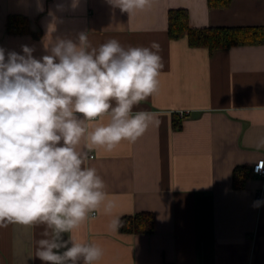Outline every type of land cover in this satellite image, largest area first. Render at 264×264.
Here are the masks:
<instances>
[{"label":"crops","instance_id":"1","mask_svg":"<svg viewBox=\"0 0 264 264\" xmlns=\"http://www.w3.org/2000/svg\"><path fill=\"white\" fill-rule=\"evenodd\" d=\"M42 3L40 12L36 0H0L6 53L22 54L28 45L36 58L48 54L51 10L59 17L53 35L76 39L87 32L93 46L109 39L125 47L155 41L163 59L159 91L133 110L157 114L145 135L111 152L97 147L89 153L116 205L75 233L104 249L98 264H264V177L253 173L264 160V148L255 147L264 137V44L210 51L168 35L173 9L187 10L192 28L264 27V0H232L227 8H212L208 0H153L131 16L109 0H79L75 10L68 7L71 0ZM10 15L26 17L31 32L9 34ZM98 122L106 124L108 117ZM238 167L251 171L243 188L233 186ZM146 212L154 216L153 233L110 232L114 217ZM43 231L0 228V264H43L35 257Z\"/></svg>","mask_w":264,"mask_h":264},{"label":"clouds","instance_id":"2","mask_svg":"<svg viewBox=\"0 0 264 264\" xmlns=\"http://www.w3.org/2000/svg\"><path fill=\"white\" fill-rule=\"evenodd\" d=\"M109 3L131 16L153 0ZM78 5L71 0L68 7ZM36 7L44 11L42 0ZM49 16L48 54L36 58L28 45L22 54L0 47V228L43 226L35 253L43 264H98L104 249L75 233L116 205L89 153L111 152L145 135L157 114L133 110L159 91L164 64L155 41L125 47L109 39L93 46L87 32L76 39L53 35L59 17L51 10ZM105 116L106 124L98 122ZM255 147L264 148V137ZM262 166L258 161L257 170ZM122 226L119 216L108 225L110 232Z\"/></svg>","mask_w":264,"mask_h":264},{"label":"trees","instance_id":"3","mask_svg":"<svg viewBox=\"0 0 264 264\" xmlns=\"http://www.w3.org/2000/svg\"><path fill=\"white\" fill-rule=\"evenodd\" d=\"M231 2L232 0H208L212 8H227ZM7 32L12 35L30 33L28 19L19 15H10L7 20ZM168 35L174 40L187 37L192 48H207L210 51L264 44V27L192 28L189 23V13L185 9L169 11ZM178 127L179 123L175 122L174 128ZM250 176L249 168H236L233 176L234 188H243ZM120 219L123 224L119 228L121 233L151 234L154 232L155 224L152 213H139Z\"/></svg>","mask_w":264,"mask_h":264},{"label":"built area","instance_id":"4","mask_svg":"<svg viewBox=\"0 0 264 264\" xmlns=\"http://www.w3.org/2000/svg\"><path fill=\"white\" fill-rule=\"evenodd\" d=\"M93 156H90L92 158ZM253 173L259 176L264 177V166L260 167L259 170H257V163L253 166ZM95 215V214H94Z\"/></svg>","mask_w":264,"mask_h":264}]
</instances>
